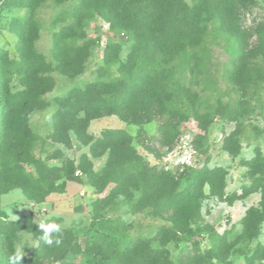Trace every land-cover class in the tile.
Wrapping results in <instances>:
<instances>
[{
  "label": "rangeland",
  "instance_id": "1",
  "mask_svg": "<svg viewBox=\"0 0 264 264\" xmlns=\"http://www.w3.org/2000/svg\"><path fill=\"white\" fill-rule=\"evenodd\" d=\"M80 2L33 0L0 18L9 88L27 94L0 163L13 186L0 196L1 259L264 264V218L245 222L264 215V55L245 31L264 39V0H102L76 17ZM15 18L31 20L27 33ZM76 88L83 97L67 98ZM144 88L161 89V110L143 113ZM129 102L125 118L88 114ZM163 134L180 139L168 149ZM41 222L67 232L48 256L28 231Z\"/></svg>",
  "mask_w": 264,
  "mask_h": 264
},
{
  "label": "trees",
  "instance_id": "2",
  "mask_svg": "<svg viewBox=\"0 0 264 264\" xmlns=\"http://www.w3.org/2000/svg\"><path fill=\"white\" fill-rule=\"evenodd\" d=\"M101 1L102 0H94V1L93 0H81V2L78 5V8L75 10L74 16L79 17V15L81 14L80 17H82L83 11L86 12V14H88V11L86 10L88 2H91L93 4H100ZM0 3H1L0 18H7L9 16V12L13 8V6L19 7L21 5L25 6V4L26 5L28 4V7L31 8V6L33 5V0H0ZM112 15H113V19H111V21H110L112 24H114V25H118L120 23L123 24L122 16L115 14V10H114V13H112ZM14 20L17 21L16 23L22 24L21 20H19L18 18H15ZM151 25L154 26L153 23H151ZM21 27H23V29L27 33V31L31 27V20L29 21V19H28L25 23H23L21 25ZM245 31L250 36L248 38V44H249L248 46L253 47L254 50H257L259 52L258 54L264 55V39H263L262 35L260 34L261 31L260 30L258 31L255 28H253V29L252 28H245ZM16 34H18L19 37L22 38L21 40L23 41V39H24L23 35L24 34L20 30L16 31ZM254 36L256 37L254 43H250V40ZM159 42H160L159 43L160 52L165 56L166 59H169L170 55L172 53L171 52V42L169 41L168 37L165 39L162 38ZM22 57L24 59L23 64H26V63L29 64V61H27L28 59L26 58V55L23 54ZM2 61H3V59L0 58V163H1L2 159L5 157V151L7 150V147H6L7 142L10 140V134L13 133L12 129L14 130V125L18 122L17 119L20 116L19 109H21V107L25 104L26 99H27L26 92H17V93L11 92V90L9 88L10 79L8 78V75L4 70V64L2 63ZM168 63L169 62H167V64ZM143 79H144V77L143 78L138 77V80L136 82L137 86H140L144 82ZM109 85H111V84H109ZM112 85H115V82H112ZM97 87H99V84L98 85L95 84L93 86V88H97ZM108 92H110V91H108ZM84 93H85L84 90H82L80 88H76V89H73L72 91H70L67 98L75 97V98L81 99L83 97ZM142 93H143L145 105H143L144 107L142 106L140 109L142 111H144L143 112L144 114H145L146 108L149 111L150 110H152V111L153 110L154 111L161 110V108L163 107V101H164L162 98L161 89L154 88L153 90L150 91V90L144 88L142 90ZM107 94L110 95L111 93H107ZM119 101H121V100H119ZM99 104H102V100H99L98 105ZM116 104L121 105L122 101H121V103L119 102ZM129 107H130V102L128 103V105H126L124 108H122L123 111L121 110V112H123V113H119V111L116 108H112V109L106 108V110L104 108L103 109L98 108L92 112H88V114L95 116L96 114H99L98 112L100 111L101 113L102 112H109V113H117L120 115L122 114L121 116L123 118H125L124 115L127 113V110ZM72 110L73 109L71 108V111ZM61 117H64V116H61ZM74 120H78V119L74 118ZM171 126H173V128H174V126H177L176 123L173 122V119L169 123V125H167V127H171ZM179 139H180L179 136L173 137V139H172L171 136H169V135L167 136V134L166 135L163 134L160 143L163 144L164 146H168V149H171L176 145V142ZM129 150H131V149H129ZM217 172H219V170H217V169L216 170H206L204 175H206L207 177H211L214 173H217ZM200 174H203V173H200ZM198 177H202V175H199ZM209 180L211 181L210 178H209ZM153 184L158 185L155 181L153 182ZM195 187L197 188V186H195ZM12 188H13V186L11 184H9L8 175L0 167V196L2 194L7 193ZM174 210H175V213H174L175 215L183 214V213H181L184 211L183 204H181L180 202L177 203L174 206ZM3 214L4 213L0 210V218L3 217ZM263 218H264V215L261 213L260 210H254V211L250 212L248 219L245 220L246 226H248L249 224L256 222V221L257 222L262 221ZM174 221H175V219H174ZM20 228H22V226H20ZM35 228H38V227L32 226L31 228L28 229V231L35 236L36 240L39 243L38 253L40 255H43V256H48L51 253H54V250L56 249L57 246H55V245H53L51 247L45 246L43 244V242L40 240V237L43 234L41 232L36 233ZM64 233H67V232L63 231V234ZM55 238H57V237L54 236V239ZM0 250H1V248H0ZM0 264H9V263L3 261V259H1V256H0Z\"/></svg>",
  "mask_w": 264,
  "mask_h": 264
},
{
  "label": "clouds",
  "instance_id": "3",
  "mask_svg": "<svg viewBox=\"0 0 264 264\" xmlns=\"http://www.w3.org/2000/svg\"><path fill=\"white\" fill-rule=\"evenodd\" d=\"M38 230L43 235L40 237V240L47 247L53 245L59 247L63 243V231L62 226L55 222L45 223L41 222L38 224ZM54 236L57 237L54 239ZM25 254L18 251L15 255L9 257V264H21V261L24 259Z\"/></svg>",
  "mask_w": 264,
  "mask_h": 264
},
{
  "label": "built area",
  "instance_id": "4",
  "mask_svg": "<svg viewBox=\"0 0 264 264\" xmlns=\"http://www.w3.org/2000/svg\"><path fill=\"white\" fill-rule=\"evenodd\" d=\"M0 6H1V3H0Z\"/></svg>",
  "mask_w": 264,
  "mask_h": 264
}]
</instances>
